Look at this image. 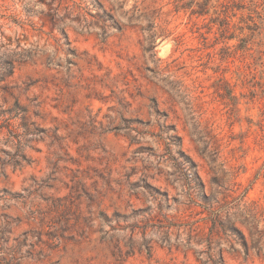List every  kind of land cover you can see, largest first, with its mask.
Returning <instances> with one entry per match:
<instances>
[{"label":"rangeland","instance_id":"obj_1","mask_svg":"<svg viewBox=\"0 0 264 264\" xmlns=\"http://www.w3.org/2000/svg\"><path fill=\"white\" fill-rule=\"evenodd\" d=\"M190 1L0 0L7 83L47 133L29 165L0 155V264H264V44L209 23L231 0ZM237 2L230 27L264 16Z\"/></svg>","mask_w":264,"mask_h":264},{"label":"trees","instance_id":"obj_2","mask_svg":"<svg viewBox=\"0 0 264 264\" xmlns=\"http://www.w3.org/2000/svg\"><path fill=\"white\" fill-rule=\"evenodd\" d=\"M220 1V0H219ZM240 0H231V3L226 4L220 3L217 7H214V17L209 19V23L217 25L218 29L222 32L229 33V39L234 38L236 30L239 33L248 32L245 37L239 39L238 48H246L247 42L256 38L260 41V46L264 44V16L258 12V9H247L250 10V14L246 17L244 27L229 26L227 16L224 19L219 17V13L227 14L228 9L233 12L231 16H235V10H243L247 7L238 5ZM210 0H201L200 2H194L191 0L189 3L184 4L183 8L190 10L191 15L196 17H205L209 14L211 7H209ZM264 4V0H263ZM256 8V6H254ZM223 8V10H221ZM264 11V9H263ZM251 14L259 15V22L255 23L251 19ZM112 19V17H110ZM258 24L262 25L259 26ZM152 39V37H151ZM153 44L154 41L152 40ZM15 60L12 58L1 57L0 58V155L2 154L5 158L2 161L3 166H10L13 169L22 168L24 165H29L31 159L28 157L27 150H35V145L38 142L43 141L47 136L45 129H43L38 120H42L40 105L36 104L33 107H29L21 103L18 97L15 96L14 91L8 85L7 79L13 74ZM10 100L11 103H10ZM155 113L161 114L159 109L155 107ZM166 116V115H163ZM166 121V120H165ZM166 123V122H165ZM167 129H170L169 125H164ZM172 130V129H171ZM174 131V130H173ZM167 135V132H163ZM168 139L171 141H179V137L176 135L169 136ZM177 154L182 159L180 165L181 169L185 171L186 176H190L192 183L197 189L203 190L204 185L197 172L195 163L187 157L183 151L178 148ZM0 199H6L4 194L0 195Z\"/></svg>","mask_w":264,"mask_h":264}]
</instances>
